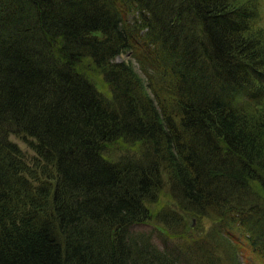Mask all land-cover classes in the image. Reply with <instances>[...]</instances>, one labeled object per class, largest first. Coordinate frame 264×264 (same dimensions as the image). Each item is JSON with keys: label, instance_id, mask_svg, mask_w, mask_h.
<instances>
[{"label": "trees", "instance_id": "16d2710c", "mask_svg": "<svg viewBox=\"0 0 264 264\" xmlns=\"http://www.w3.org/2000/svg\"><path fill=\"white\" fill-rule=\"evenodd\" d=\"M260 8L0 0V264H264ZM181 214L184 250L134 229Z\"/></svg>", "mask_w": 264, "mask_h": 264}, {"label": "rangeland", "instance_id": "374dc122", "mask_svg": "<svg viewBox=\"0 0 264 264\" xmlns=\"http://www.w3.org/2000/svg\"><path fill=\"white\" fill-rule=\"evenodd\" d=\"M261 8H260V15H259V23L264 28V0H260ZM129 61L131 65L133 66L134 70L141 74V72L138 69L137 64L133 59H129V56L127 53H121L118 56L115 57V61ZM142 75V74H141ZM9 140L16 143L17 146L25 153V155L30 156L32 155V151L26 146V144L21 141L19 138L9 135ZM168 205L170 208H175V205L172 201H170L164 194L161 195L158 199V205ZM150 206V207H155ZM160 209V207H159ZM182 218L185 220V226L183 229L180 228H170L167 226L166 223H164L162 220H154L152 223L145 222L142 225L136 226L134 229L135 231L144 232L148 235H150L151 242L157 247L161 249V243H166L167 247L171 250L174 249L175 245H180L182 243V246H186L191 242V239H195L198 237H202L206 232L209 230L211 226V221L205 217L200 216H190V215H184L181 214ZM173 227V226H172ZM179 237V238H177ZM178 242V243H176ZM181 246V245H180ZM181 246V247H182ZM184 250V248L182 247ZM174 253V252H173ZM180 253H184L183 251H180ZM185 255V254H184ZM181 263L182 264H188V261L185 257H181ZM240 264H253L250 262L249 257L245 253H241L239 256Z\"/></svg>", "mask_w": 264, "mask_h": 264}]
</instances>
